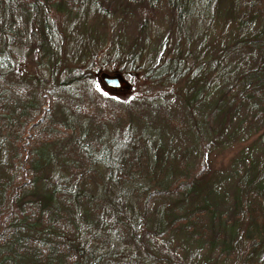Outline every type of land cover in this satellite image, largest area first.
<instances>
[{
    "label": "trees",
    "instance_id": "16d2710c",
    "mask_svg": "<svg viewBox=\"0 0 264 264\" xmlns=\"http://www.w3.org/2000/svg\"><path fill=\"white\" fill-rule=\"evenodd\" d=\"M65 7L109 21L116 36L107 54L89 53L76 67L65 64L67 34L57 15ZM162 8L168 27L155 40L150 21ZM128 17L140 18L137 37L129 41ZM214 18L233 26L232 39L208 57L197 54L201 63L189 65V24ZM28 52L45 71L34 78L35 94L8 77ZM103 66L127 74L131 90L136 77L185 80L187 108L164 111L162 118L202 137L195 108L211 104L206 97L219 89L205 121L211 132L223 134L246 106L255 130L262 127L264 148V0H0V264H168L178 257L168 246L174 236L221 245L212 239L210 200L220 181L206 154L196 163L165 168L167 159L157 164L150 149L145 155L140 147L134 155L122 149L134 140L139 113L133 104L122 106L127 122L116 146L89 137L86 129L71 133L83 166L53 150L59 138L43 133L53 117L51 102L61 90L99 82ZM234 176L235 212L227 227L232 234L220 252L226 264H264V154ZM123 242L141 249L138 262L124 260L118 248Z\"/></svg>",
    "mask_w": 264,
    "mask_h": 264
},
{
    "label": "rangeland",
    "instance_id": "374dc122",
    "mask_svg": "<svg viewBox=\"0 0 264 264\" xmlns=\"http://www.w3.org/2000/svg\"><path fill=\"white\" fill-rule=\"evenodd\" d=\"M165 10L162 8L150 21V34L155 35V40H159L168 27ZM57 15L67 34L63 55L66 65L74 67L82 65V60L88 58L92 52L99 54L100 57L108 53L105 49L116 33L111 30L109 21H106L102 15L96 17L90 11L85 17H81L71 14L66 7L64 11L57 12ZM139 22L140 18H127L124 32L128 41L137 37ZM234 31L233 26L230 23L226 24L224 19L214 18L212 21L202 22L193 20L188 26V38L184 47V53L185 49L187 50L186 57L189 65L195 61H201L196 59L197 54L205 52L204 56L208 57L216 52L220 46L232 39ZM102 69L109 73L117 71L115 68L109 69L104 66ZM39 72L45 71L41 65L34 63L33 56L28 52L20 64L19 71L8 77L14 85L19 84L23 89L27 86V89H31L35 94L38 85L34 78ZM208 75L213 76L215 72H209ZM125 77L128 81L131 80L127 74ZM184 83L185 80L171 83L169 80L148 81L136 77L135 88L132 90L131 87L110 89L102 80L91 81L88 84L79 83L76 88L60 91L58 101L50 104L53 106L52 120L48 124L45 123V128L41 129L43 133H50L59 138L60 142H55L53 148L58 156L62 155L71 161L75 159L80 165L81 161L77 158L78 147L72 142L71 133L86 129L89 137L98 136L100 141H107L110 147L116 146L124 137L123 125L127 122L126 109H122V106L129 102L138 108L139 115H135L134 119L137 121L133 134L134 140L127 146L126 144L121 146L122 149L124 147L130 149L133 155L139 147L143 155L150 149L153 158L158 161L157 164L167 159L165 168L167 166L176 168L182 162L196 163L199 155L204 152L214 179L220 181L210 200L214 204L211 211L212 239L215 238L221 245L218 248H211L208 238L197 243L184 235L174 236L168 246L177 252L178 257H174L175 260L168 264H226L219 248H223L221 246L232 234L227 227H229L228 221L235 212L233 201L237 180L234 175L251 163L258 162L263 156L264 148L259 140V131L262 127L257 132L246 106H241L223 134L211 132L210 125L205 121L209 118L211 105L215 104L220 95L219 89H213L209 97H206L211 104L201 102L195 108V112L203 121L205 129L203 137L196 135L193 131L174 128L172 123L163 121L162 113L164 111L177 113L187 108ZM226 84H221L220 88L223 89ZM141 113H144L143 118ZM177 117L175 115L174 119ZM64 128L65 131L61 133ZM94 143L96 144L95 139ZM118 248L122 249L123 258L127 262H138V258L143 254L134 243L123 242ZM157 255L160 254L157 253ZM151 264L167 263L153 261Z\"/></svg>",
    "mask_w": 264,
    "mask_h": 264
},
{
    "label": "water",
    "instance_id": "95a60500",
    "mask_svg": "<svg viewBox=\"0 0 264 264\" xmlns=\"http://www.w3.org/2000/svg\"><path fill=\"white\" fill-rule=\"evenodd\" d=\"M100 78L106 84L108 88H127L131 87V83L126 79L125 75L120 71L107 72L105 70L100 71Z\"/></svg>",
    "mask_w": 264,
    "mask_h": 264
}]
</instances>
